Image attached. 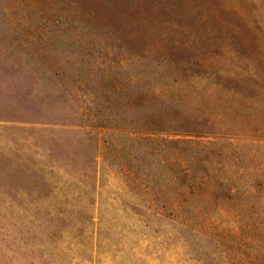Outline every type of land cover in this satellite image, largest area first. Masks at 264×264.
Here are the masks:
<instances>
[{
    "label": "rangeland",
    "instance_id": "obj_1",
    "mask_svg": "<svg viewBox=\"0 0 264 264\" xmlns=\"http://www.w3.org/2000/svg\"><path fill=\"white\" fill-rule=\"evenodd\" d=\"M0 264H264V0H0Z\"/></svg>",
    "mask_w": 264,
    "mask_h": 264
}]
</instances>
